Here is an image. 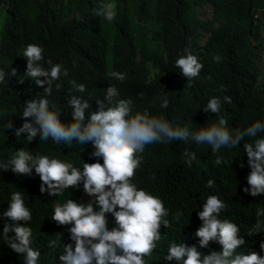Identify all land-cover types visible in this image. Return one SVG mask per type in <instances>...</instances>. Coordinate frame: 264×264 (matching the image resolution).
<instances>
[{
    "label": "clouds",
    "instance_id": "9594fccd",
    "mask_svg": "<svg viewBox=\"0 0 264 264\" xmlns=\"http://www.w3.org/2000/svg\"><path fill=\"white\" fill-rule=\"evenodd\" d=\"M181 2H108L87 21L83 12L67 17L47 50L13 39L10 51L0 52V88L18 81L45 89L25 97L8 123L0 117V264H106L94 255L98 241L118 229L103 222L105 214L140 210V184L149 186L154 172L161 174L156 162L172 146L183 147L186 139L209 149L219 144L230 154L240 147L239 136L254 141L264 134V112L259 118L240 112L227 130L210 98L202 113L189 103L182 117L169 114L185 66L187 80L198 83L217 59L212 43L218 12ZM255 12L260 42L251 45L259 86L264 23L261 11ZM200 124L203 134L194 139L193 127ZM225 132L239 134L229 138ZM223 204L228 207L225 199ZM201 219L199 211L187 240L203 233ZM245 221L222 212L218 225L234 235L243 232ZM186 257L189 264L246 261L241 251L198 250Z\"/></svg>",
    "mask_w": 264,
    "mask_h": 264
},
{
    "label": "trees",
    "instance_id": "16d2710c",
    "mask_svg": "<svg viewBox=\"0 0 264 264\" xmlns=\"http://www.w3.org/2000/svg\"><path fill=\"white\" fill-rule=\"evenodd\" d=\"M152 1L155 7L162 2ZM108 2L121 7L122 0H0V52L7 54L13 39L18 45L37 43L47 50L65 30L67 17L83 12L82 18L87 21L93 9L105 7ZM192 2L196 7H213L218 12L220 27L212 43L217 59L198 83L187 80L189 69H185L189 66H185L176 84L180 91L171 95L169 114L179 112L177 115L182 117L189 103L196 113H202L210 98L227 130L239 121L240 112L250 118L263 116L264 84H256L251 43L260 42V24L254 15L261 11L264 23V0H183L180 4L188 7ZM49 32L53 37H47ZM44 91L39 83L31 89L18 81L0 88L1 119L8 123L25 97ZM249 93L258 98L247 99ZM206 116L213 118L210 113ZM202 134V124L193 127L194 139ZM238 134L225 132L224 136ZM182 142L184 148L172 146L156 162L161 174L155 171L149 186L140 184L141 208L137 213L110 209L105 214L103 222L118 230L100 237L94 255L106 264H189L186 256L198 250L213 254L241 251L246 258L243 264L264 262V134L254 141L250 135L239 136L240 147L230 154H223L219 144L209 149L186 139ZM256 195L263 198H252ZM224 199L228 203L225 208ZM199 211V230L203 233L187 240L194 232ZM222 212L237 222L243 217L247 223H241L243 232H221L218 218ZM219 221L226 225L223 218Z\"/></svg>",
    "mask_w": 264,
    "mask_h": 264
},
{
    "label": "rangeland",
    "instance_id": "374dc122",
    "mask_svg": "<svg viewBox=\"0 0 264 264\" xmlns=\"http://www.w3.org/2000/svg\"><path fill=\"white\" fill-rule=\"evenodd\" d=\"M263 34H264V32H263ZM261 69H262V71L264 72V49H262L261 50ZM264 81V78H262V82Z\"/></svg>",
    "mask_w": 264,
    "mask_h": 264
}]
</instances>
